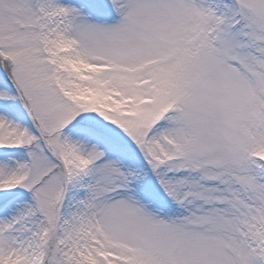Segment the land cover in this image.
<instances>
[{
	"label": "snow or ice",
	"instance_id": "1",
	"mask_svg": "<svg viewBox=\"0 0 264 264\" xmlns=\"http://www.w3.org/2000/svg\"><path fill=\"white\" fill-rule=\"evenodd\" d=\"M0 264H264V0H0Z\"/></svg>",
	"mask_w": 264,
	"mask_h": 264
}]
</instances>
